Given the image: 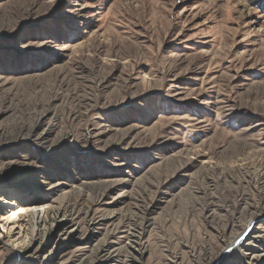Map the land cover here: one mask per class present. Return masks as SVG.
<instances>
[{"label": "rangeland", "instance_id": "1", "mask_svg": "<svg viewBox=\"0 0 264 264\" xmlns=\"http://www.w3.org/2000/svg\"><path fill=\"white\" fill-rule=\"evenodd\" d=\"M0 166L71 214L0 264H127L141 219L143 264L264 254V0H0Z\"/></svg>", "mask_w": 264, "mask_h": 264}, {"label": "bare ground", "instance_id": "2", "mask_svg": "<svg viewBox=\"0 0 264 264\" xmlns=\"http://www.w3.org/2000/svg\"><path fill=\"white\" fill-rule=\"evenodd\" d=\"M21 180L22 178L20 177V175L16 176L15 182L14 181L10 182L5 187L4 190H0V244H4V243L11 244L12 248H16L17 254L19 256V262L24 261L25 258L30 256L29 250L33 242H38V246H40L41 243L45 244V242L54 241L56 236L59 238L61 231H63L64 226L69 221L68 217L71 215L70 212L68 211V206L65 203L63 204V199H65L66 197L65 194H63L62 197H59V199L57 198L58 199L57 201L59 203L56 206H54L53 204H48V198L45 196H41L39 198L37 197L31 200L33 202L31 201L27 202L24 200L17 199L14 195L20 193V191L16 190V187L21 182ZM12 192H14L13 193L14 197L9 198L8 195H10V193L12 194ZM77 192L79 193L81 191H77ZM68 194H71V192ZM99 196H102V194ZM45 205H49V206H45ZM91 206L92 205L86 206L84 212V216H85L84 221H86L85 222L86 229L85 228L84 229L85 232L91 234L89 238H84V239L82 238L81 242L85 244L91 242L96 236L92 230L94 225L96 224L95 221H93L92 219L93 206L92 207ZM114 216L116 215L109 214L108 217H106L105 219H112L114 218ZM255 217L256 216H253L252 218ZM131 219H133V217ZM142 220L143 219H141L140 221L137 220V223H135L134 222L135 220H133V222H131L132 224L129 226L131 228H129L127 233L125 234L129 240L127 243V247L130 250L128 255H126L128 262L127 264H143L141 262L142 252H140V248H139L142 239L141 233H139V230L142 228L141 226L143 224ZM248 229L249 226L246 227L243 234L239 233L240 236H238V238L234 241L235 246L239 245L238 244L239 241H241L244 238V236L246 235L245 233ZM56 231H58V233ZM71 231L72 230H70L68 233L69 234L68 238L72 237ZM79 232H82L81 229L79 230ZM27 238H28V242L26 243L25 240H27ZM59 240H61V238H59ZM63 240L65 241L66 238H64ZM234 244L232 243V245ZM223 245L224 246L218 256L217 261L219 259L223 260L224 256H227V254H229V249H231L232 247L230 241L229 243L226 244L224 243ZM34 250L36 251V249ZM203 255H206V251H204ZM92 257L93 256H90L89 258H83L77 264H112L115 258L113 252L110 251H108L106 255H103L102 256L103 258L101 259L98 258L96 259V257L93 258ZM16 259L17 258H15V260ZM256 259L259 260L264 259V254L251 256L250 260L248 261L249 262L248 264H250V262H253Z\"/></svg>", "mask_w": 264, "mask_h": 264}]
</instances>
